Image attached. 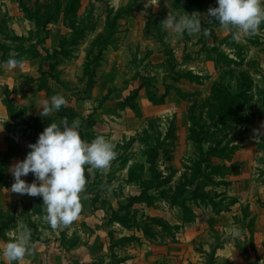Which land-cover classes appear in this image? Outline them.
<instances>
[{
	"label": "rangeland",
	"instance_id": "rangeland-1",
	"mask_svg": "<svg viewBox=\"0 0 264 264\" xmlns=\"http://www.w3.org/2000/svg\"><path fill=\"white\" fill-rule=\"evenodd\" d=\"M217 6L0 0V247L17 228L31 239L69 228L49 226L42 197L11 191L10 169L48 123L78 119L83 140L103 135L118 155L107 170L85 166L72 231L117 230L114 244L160 253L145 264H264V24L235 38L208 16ZM193 12L200 33L163 28ZM56 94L67 104L42 117Z\"/></svg>",
	"mask_w": 264,
	"mask_h": 264
},
{
	"label": "clouds",
	"instance_id": "clouds-1",
	"mask_svg": "<svg viewBox=\"0 0 264 264\" xmlns=\"http://www.w3.org/2000/svg\"><path fill=\"white\" fill-rule=\"evenodd\" d=\"M217 4L208 9V16L223 27L236 29L235 38L242 33L256 35L264 24V0H217ZM162 22L166 31L177 35L200 33L203 28L197 12L168 15ZM18 63L15 58L7 61L9 65ZM66 104L63 95H53L50 100L39 102V114L48 117ZM258 137H264V131L258 132ZM29 148L26 157L10 169L14 177L11 191L42 197L46 206L44 219L53 230L67 227L78 219L82 210L81 193L87 183L85 166L107 170L118 155L115 143L103 135L91 142L83 140L78 119L71 123L66 119L48 123ZM29 173L35 178L32 183L22 179ZM230 235L239 238L240 228L233 226ZM31 251V231L27 228H22L14 239L0 247V255L6 258L7 264H18Z\"/></svg>",
	"mask_w": 264,
	"mask_h": 264
},
{
	"label": "crops",
	"instance_id": "crops-1",
	"mask_svg": "<svg viewBox=\"0 0 264 264\" xmlns=\"http://www.w3.org/2000/svg\"><path fill=\"white\" fill-rule=\"evenodd\" d=\"M5 173L8 177L7 169ZM19 231L20 229L17 228L8 235L16 237ZM35 231L32 229V234L38 237ZM112 234L117 235V230L101 228L92 235L86 236L85 229L75 232L70 229L69 225V228H63L57 234L49 232L45 236L31 239L32 251L18 264H145L146 258L151 263L161 259V256L157 255L159 252L154 251L145 257L140 254L139 250L114 244L115 238L113 240V236H109ZM72 235H77L79 238L69 241Z\"/></svg>",
	"mask_w": 264,
	"mask_h": 264
}]
</instances>
